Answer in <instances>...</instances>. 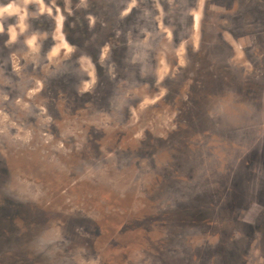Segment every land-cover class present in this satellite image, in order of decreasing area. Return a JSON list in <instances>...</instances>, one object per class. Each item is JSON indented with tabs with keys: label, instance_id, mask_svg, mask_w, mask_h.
<instances>
[{
	"label": "rangeland",
	"instance_id": "obj_1",
	"mask_svg": "<svg viewBox=\"0 0 264 264\" xmlns=\"http://www.w3.org/2000/svg\"><path fill=\"white\" fill-rule=\"evenodd\" d=\"M64 4L0 8V264H264V0Z\"/></svg>",
	"mask_w": 264,
	"mask_h": 264
},
{
	"label": "flooded vegetation",
	"instance_id": "obj_2",
	"mask_svg": "<svg viewBox=\"0 0 264 264\" xmlns=\"http://www.w3.org/2000/svg\"><path fill=\"white\" fill-rule=\"evenodd\" d=\"M43 1L46 2L47 4H50V3H52L53 0H43ZM78 1L79 0H75V2H78ZM90 1L91 0H87V2H90ZM109 1H110V7H109L110 8V14H111L112 17L115 18V16L118 15L117 14L118 12H117V9H116V7L118 6V4H117L118 3V0H109ZM12 2H15V0H0V8L1 9H5ZM54 2L60 7L59 9L61 10L62 14H64V9H65L64 0H54ZM30 10L32 12H37V7L36 6H30ZM54 11H55V9H54ZM121 13H123V10L120 12V14ZM55 14L57 15V12ZM87 14H90L91 15L92 12L91 11H88ZM94 14H97V13L94 12L93 15ZM52 20H53V22L51 21L50 23L51 24H55V18L52 17ZM16 21H17V19H10L9 21L3 20V19L0 20V60H3L4 57L7 55V53L5 52V50H6L5 47L7 46L8 42H9V40L11 38L10 37V33H9L10 32L9 31V28H10V26H15L17 24ZM97 24L95 23V26ZM35 25L37 26V23ZM95 26H93V27H95ZM97 27H98V25H97ZM81 28H80L82 30L81 32L84 33V34H86L88 37H90V39L91 38H93V39H95V38L97 39L98 38V36H97L98 35V31H97L96 28L94 30H92V28L89 25L87 26V24H85V26H83ZM115 29H116V27H115ZM83 30H85V31H83ZM50 31L51 32L53 31V26H52V28H50ZM124 34H126V35L128 34V29H126V32ZM99 50L100 49H98V52H97V50L95 49L94 50L95 52H93L92 55L96 54V52H97V56L99 58V55H101V51H99ZM94 57L95 56H93V59H95ZM8 60L10 62V65L9 66L11 68V59L9 58Z\"/></svg>",
	"mask_w": 264,
	"mask_h": 264
},
{
	"label": "trees",
	"instance_id": "obj_3",
	"mask_svg": "<svg viewBox=\"0 0 264 264\" xmlns=\"http://www.w3.org/2000/svg\"><path fill=\"white\" fill-rule=\"evenodd\" d=\"M111 15V14H110ZM112 17V16H111ZM113 18V19H112ZM112 18H110L111 19V21H112V23H110L109 25H110V27H113L114 26V21L117 19V16H115V18L114 17H112ZM130 19V18H129ZM129 19H127V20H129ZM126 20V21H127ZM128 23V22H127ZM97 25H98V27H97ZM95 27H93L92 28V30H94L96 27V29H97V31H98V38H99V36H100V31L102 30V27L100 26V24H97ZM104 25H105V23H104ZM71 31H75V32H77L78 34L80 33L81 35H77L76 37H72V35H71V37L69 36V35H67L68 37H67V41L70 43V44H72L73 46H74V48H75V50L76 51H81V50H84V51H86V50H88V49H90L91 51H92V54H93V52H95L94 50H95V44L97 45L98 43L96 42L97 40H98V38L96 39H93V38H91L90 39V37H88L86 34H84V33H82L81 31V29L79 28V27H77V25H75L74 26V28H71ZM65 34H68V33H65ZM87 45H89V46H87ZM84 46V47H83ZM94 49V50H93ZM190 51H192V49H190ZM88 52V51H87ZM94 62L96 61H98L99 60V58H98V56H97V52H96V54H94Z\"/></svg>",
	"mask_w": 264,
	"mask_h": 264
}]
</instances>
